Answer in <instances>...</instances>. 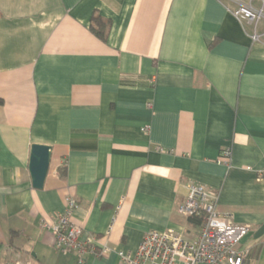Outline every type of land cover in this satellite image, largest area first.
<instances>
[{
	"label": "crops",
	"instance_id": "1",
	"mask_svg": "<svg viewBox=\"0 0 264 264\" xmlns=\"http://www.w3.org/2000/svg\"><path fill=\"white\" fill-rule=\"evenodd\" d=\"M263 0H0V264H121L153 230L194 237L178 213L197 184L249 228L264 264ZM94 17L108 23L104 40ZM257 33L259 41L252 35ZM33 145L52 148L42 190ZM231 146V166L218 159ZM68 196L83 238L112 250L82 263L54 247Z\"/></svg>",
	"mask_w": 264,
	"mask_h": 264
},
{
	"label": "built area",
	"instance_id": "2",
	"mask_svg": "<svg viewBox=\"0 0 264 264\" xmlns=\"http://www.w3.org/2000/svg\"><path fill=\"white\" fill-rule=\"evenodd\" d=\"M232 14L240 23L254 27L264 19V10L253 8L250 3H240ZM252 40L259 41L256 32ZM231 159L232 148L225 147L218 162L230 167ZM263 180L264 169L258 173V181ZM78 208V200L68 196L64 210L54 217L50 226L54 247L64 253L76 254L80 263L87 255L107 256L112 250L107 246L100 247L96 237L83 238L84 229L74 220ZM178 213L186 219L203 220L196 227L194 237L175 229L150 231L136 253L115 251L121 264H249V249L241 247L249 228L234 224L232 214L219 210L217 194L204 186L191 184Z\"/></svg>",
	"mask_w": 264,
	"mask_h": 264
},
{
	"label": "water",
	"instance_id": "3",
	"mask_svg": "<svg viewBox=\"0 0 264 264\" xmlns=\"http://www.w3.org/2000/svg\"><path fill=\"white\" fill-rule=\"evenodd\" d=\"M52 148L42 145H33L30 156L29 171L32 185L42 190L50 169Z\"/></svg>",
	"mask_w": 264,
	"mask_h": 264
},
{
	"label": "trees",
	"instance_id": "4",
	"mask_svg": "<svg viewBox=\"0 0 264 264\" xmlns=\"http://www.w3.org/2000/svg\"><path fill=\"white\" fill-rule=\"evenodd\" d=\"M108 28V23H106L103 19L94 17L91 30L98 38L104 40L107 36ZM2 103L3 101L0 99V104ZM187 220L188 223L194 227L200 226L203 222V220L199 218H189Z\"/></svg>",
	"mask_w": 264,
	"mask_h": 264
}]
</instances>
